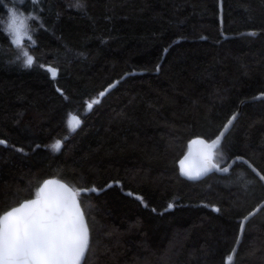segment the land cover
Instances as JSON below:
<instances>
[{
	"label": "trees",
	"instance_id": "obj_1",
	"mask_svg": "<svg viewBox=\"0 0 264 264\" xmlns=\"http://www.w3.org/2000/svg\"><path fill=\"white\" fill-rule=\"evenodd\" d=\"M10 3L0 0V215L57 178L87 220L83 264H226L264 185L240 161L196 181L177 163L240 109L213 160L242 157L264 176V0H222L221 32L219 0H42L27 20L30 66L1 25ZM233 264H264V207Z\"/></svg>",
	"mask_w": 264,
	"mask_h": 264
},
{
	"label": "snow or ice",
	"instance_id": "obj_2",
	"mask_svg": "<svg viewBox=\"0 0 264 264\" xmlns=\"http://www.w3.org/2000/svg\"><path fill=\"white\" fill-rule=\"evenodd\" d=\"M20 25L23 26V21ZM6 31L12 43L22 48L21 30L16 26L15 20ZM24 55L27 57L25 63L30 66L33 63L32 57L27 53ZM51 74L55 77V70H51ZM100 95L103 96L104 93ZM98 102V100L90 102L88 108L91 109L92 104ZM235 118L233 116L228 121L225 131ZM69 123L75 127L79 124V120L73 116ZM222 136L223 133H220V137ZM197 142L204 143L203 140L194 141ZM3 143L4 141L0 140V144ZM219 144L218 137L211 144L206 145L207 152L200 168L195 172L185 169L184 174L189 178H198L213 168L227 172L228 167L220 169L218 164L213 163V149ZM52 147L59 149L60 142L57 141ZM181 163L183 165V162ZM261 179H264V176ZM47 186L45 184V188ZM59 188L69 192L63 184H60ZM43 192L44 189H41L42 195ZM77 194L71 193L67 197L43 196L42 199L25 202L0 216V264H81L88 249L89 237L83 213L75 199ZM241 228L243 229V225ZM232 261L233 256L230 255L226 259V264H232Z\"/></svg>",
	"mask_w": 264,
	"mask_h": 264
},
{
	"label": "water",
	"instance_id": "obj_3",
	"mask_svg": "<svg viewBox=\"0 0 264 264\" xmlns=\"http://www.w3.org/2000/svg\"><path fill=\"white\" fill-rule=\"evenodd\" d=\"M219 17H220V32H221V30H222V0H219ZM245 34L246 35H251V36L257 35L256 32H246ZM221 35L223 37H227V36H225L222 33H221ZM117 85H118V81L117 80H114L111 84H109L108 86H106L99 93V96L98 97L100 99L103 98L109 92H111ZM102 92L104 93L103 96L100 95ZM254 99L255 100L264 99V94H259ZM239 114H240V109L236 110V112L229 118V120H230V119H232L233 116L236 117L234 120H232V123H231V125L228 126L227 130L225 131V125L228 124V121L229 120L225 123V125L223 126V128L221 129V131L218 133V135L216 137H214L213 139H211L210 141H207V140H205V139H203L201 137H196V138L191 139L187 143V150L184 153V155L179 159V161L177 163L178 164V169H179V174L181 175V177L183 179H186V180H189V181H196V180H200V179L206 177L207 175H209L211 173H216V174H218L220 176H225L226 174H228V172L230 171V169L233 166V164L235 162H237V161H240V162H243L260 179V181L264 185V179H261V177L263 175L249 161H247L246 159H244L242 157H234L225 166H223V167H220L219 166L220 169H223L224 167H228V171L227 172H224V171L217 170V169L213 168L210 171L201 174L198 178H189L187 175L184 174L185 169H188V170H191V171L195 172L196 170H198L200 168V166L202 164V161H203V157H204V155L207 152L206 145L211 144L218 137L220 138V143H221L222 140H223V138H224V136L231 129L233 123L235 122V120L237 119V117L239 116ZM220 133H223V136L222 137H220ZM200 140H203L204 143L203 144H201L199 142L194 143V141H200ZM215 150H216V148L213 149V157H214ZM213 157H212V159H213ZM181 162H183V165H182ZM213 163H215L214 160H213ZM49 182H51V183H49ZM45 184L48 185L47 188H45ZM60 184L65 185L66 188L69 190V192H64L63 189L59 188V185ZM41 189H44L43 195L41 194ZM71 193H76V191L70 185H68L66 182H64V181H62L60 179H57V178H48V179L44 180L41 183V185L38 188L37 195L35 197H33L31 199H28V200H24L20 204H18L15 207L10 208L9 210H12V209H14L16 207H19V206H21L25 202H30V201L36 200V199H42L43 196L59 195V196H62V197H67V196H70ZM75 199H76L77 203L79 204L80 210L83 213V218H84L85 224L87 225V220H86L84 211L82 209V206L80 204L78 195L75 196ZM262 207H264V200L259 205H257L250 213H248L242 219L241 224H240V228H239V232H238V236H237V240H236V242H235V244L233 246V249L231 251V254H230L231 256H233L232 264L234 262L235 254H236V251L238 249L239 243L241 241V238H242V235H243V231H244V227H245L247 221L251 217H253ZM9 210L5 211L0 216H2L3 214H5ZM242 225H243V229L241 228ZM87 228H88V225H87ZM88 237H89V241H88V248H89V244H90V232H89V228H88ZM87 251H88V249L86 250V252L84 254V257H83V259L81 261V264L84 263V260H85Z\"/></svg>",
	"mask_w": 264,
	"mask_h": 264
},
{
	"label": "rangeland",
	"instance_id": "obj_4",
	"mask_svg": "<svg viewBox=\"0 0 264 264\" xmlns=\"http://www.w3.org/2000/svg\"><path fill=\"white\" fill-rule=\"evenodd\" d=\"M10 4L7 5L2 13L1 18V25L6 33V35L9 37L10 41L12 42V39L6 29L8 26L12 23L13 20L16 21V26L20 27L21 35L23 39V47H17L15 44H13L16 49H18L23 55L24 53H27L28 47H30L33 43L30 31L28 28L27 20L34 15V12L36 9H38L41 5L42 0H10ZM23 21V26L20 25V22ZM30 37V39H29ZM25 60L26 56L24 55ZM50 74L51 70H54L52 68H49ZM56 72V71H55ZM52 75V74H51ZM70 121V119H69ZM69 123V122H68ZM69 128L72 130L74 129L73 125L69 123ZM57 141L54 142L56 144ZM53 144V145H54Z\"/></svg>",
	"mask_w": 264,
	"mask_h": 264
}]
</instances>
